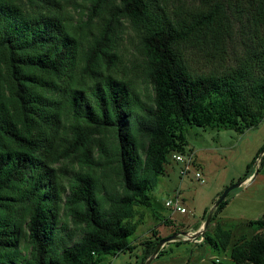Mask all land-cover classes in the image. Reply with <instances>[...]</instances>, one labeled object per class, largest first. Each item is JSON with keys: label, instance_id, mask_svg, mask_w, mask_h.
Masks as SVG:
<instances>
[{"label": "trees", "instance_id": "trees-1", "mask_svg": "<svg viewBox=\"0 0 264 264\" xmlns=\"http://www.w3.org/2000/svg\"><path fill=\"white\" fill-rule=\"evenodd\" d=\"M95 17L81 35L61 10L0 0V264H103L132 250L129 220L186 151L187 126L244 132L264 119V0H93ZM122 20L140 37L151 103L112 73ZM251 223L259 232L232 248L233 264H264V213ZM224 233L205 242L226 248Z\"/></svg>", "mask_w": 264, "mask_h": 264}, {"label": "rangeland", "instance_id": "rangeland-1", "mask_svg": "<svg viewBox=\"0 0 264 264\" xmlns=\"http://www.w3.org/2000/svg\"><path fill=\"white\" fill-rule=\"evenodd\" d=\"M11 1L22 2L26 10L31 12L49 7L61 10L71 28L81 35L96 32L104 18L89 20L93 0H50L49 3L46 0ZM172 1L174 0H167L169 4ZM152 5L155 6L156 3L152 2ZM108 14L109 9L103 12L104 16ZM139 41L140 37L133 26L122 20L121 25L116 28L115 50L118 58L112 73L121 79L136 80L142 100L151 103L152 87L142 78L137 66L141 62ZM240 49V46L230 48L231 63H234L235 51ZM196 65L206 72L222 69L217 64L207 65L201 61ZM83 88L90 91L86 86ZM185 134L188 140L185 152L193 154L195 168L182 175L183 165L175 161L171 154L168 156L165 169L151 191V205L137 204L135 215L129 220L138 225L137 230L129 237L134 248L115 257H106L103 264H146L150 258L152 260L149 264H233L232 248L237 244H244V240L253 238L259 232L258 226L251 223V220L260 218L264 213V171L258 161L261 153L251 169L253 175L259 171L257 178L229 192L228 198L232 203L224 212H215V204L219 194L227 186L245 177L247 166L264 146V119L258 126L244 132L191 125L187 126ZM64 162L67 163V160ZM196 170H200L204 181L196 177ZM177 194L187 208L185 213L174 212L165 205L168 199L175 198ZM210 213L212 216L205 227ZM219 217L223 219L219 221ZM224 231L230 232L226 248H215L205 242L206 234L217 241L224 240ZM157 235L163 239L174 237L163 244L157 255L154 253L144 261L146 241Z\"/></svg>", "mask_w": 264, "mask_h": 264}, {"label": "built area", "instance_id": "built-area-1", "mask_svg": "<svg viewBox=\"0 0 264 264\" xmlns=\"http://www.w3.org/2000/svg\"><path fill=\"white\" fill-rule=\"evenodd\" d=\"M263 155H264V152H262L260 157L258 158L259 163L261 162ZM172 157L175 161L180 162L183 165V168L181 169L182 175L188 174L195 168L196 162H195V158L193 154L186 153V152H173ZM195 175L198 179H201L204 181L200 170H196ZM253 178H254L253 175L249 176L246 179V182H250L251 180H253ZM165 205L169 208H172L174 212H180V213L187 212V208L186 206L183 205L182 199L180 198L178 194L175 196V198L168 199L165 202Z\"/></svg>", "mask_w": 264, "mask_h": 264}, {"label": "water", "instance_id": "water-1", "mask_svg": "<svg viewBox=\"0 0 264 264\" xmlns=\"http://www.w3.org/2000/svg\"><path fill=\"white\" fill-rule=\"evenodd\" d=\"M244 182H236L235 184H232L231 186L227 187L224 192L222 193V195L219 197V199L217 200L216 204H215V207H217L226 197L227 195L229 194V192L236 188V187H239L240 185H242ZM212 216V213L209 214V217L208 219L206 220L205 222V227L208 225L209 221H210V218ZM202 234H204V232H202ZM174 236H171L170 238H173ZM170 238H164V239H161L157 248H156V251H155V255H157L159 249L163 246V244L168 241ZM152 260V258H150L146 264H149L150 261Z\"/></svg>", "mask_w": 264, "mask_h": 264}, {"label": "crops", "instance_id": "crops-1", "mask_svg": "<svg viewBox=\"0 0 264 264\" xmlns=\"http://www.w3.org/2000/svg\"><path fill=\"white\" fill-rule=\"evenodd\" d=\"M262 170L264 171V165H263V167H262ZM252 175H253V174H252ZM258 175H259V171H257V172L253 175L254 178H253V180H251L250 182H253V181L257 178ZM233 182H235V180H233ZM243 182H244V183H247L246 180H244ZM218 194H219V193H218ZM231 203H232V202H231L230 199H229V203H228V205L223 209L222 212H224L226 209H228V208L230 207ZM222 212H221V213H222ZM220 219H223V218H222V217H219L218 220L220 221ZM251 221H252V220H251ZM193 233H195V232H192V234H193Z\"/></svg>", "mask_w": 264, "mask_h": 264}]
</instances>
